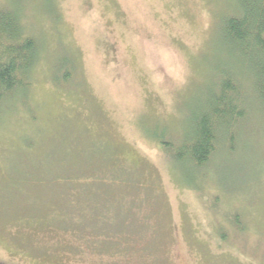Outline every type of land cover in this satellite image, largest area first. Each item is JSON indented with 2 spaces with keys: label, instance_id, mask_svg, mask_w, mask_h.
I'll return each instance as SVG.
<instances>
[{
  "label": "rangeland",
  "instance_id": "obj_1",
  "mask_svg": "<svg viewBox=\"0 0 264 264\" xmlns=\"http://www.w3.org/2000/svg\"><path fill=\"white\" fill-rule=\"evenodd\" d=\"M233 5L53 0L55 20L37 0H0L40 48L30 86L0 110V264H264L253 81L208 165L153 140L184 139L214 67L231 66L217 26Z\"/></svg>",
  "mask_w": 264,
  "mask_h": 264
},
{
  "label": "trees",
  "instance_id": "obj_2",
  "mask_svg": "<svg viewBox=\"0 0 264 264\" xmlns=\"http://www.w3.org/2000/svg\"><path fill=\"white\" fill-rule=\"evenodd\" d=\"M37 1L56 20L48 7L53 0ZM232 2L234 13L225 14L217 26L219 45L231 66L214 67L215 90L184 139L176 143L167 140L168 135L153 138L192 169L208 165L219 142L225 147L228 136L235 134V127L246 116L240 93L243 81H253L254 96L264 110V0ZM22 19L16 10L0 9V110L18 90L30 86L39 58V45ZM244 67L250 70L248 76L241 72Z\"/></svg>",
  "mask_w": 264,
  "mask_h": 264
}]
</instances>
